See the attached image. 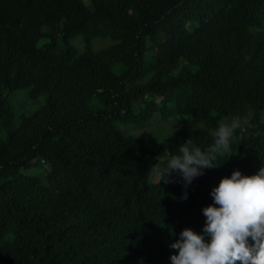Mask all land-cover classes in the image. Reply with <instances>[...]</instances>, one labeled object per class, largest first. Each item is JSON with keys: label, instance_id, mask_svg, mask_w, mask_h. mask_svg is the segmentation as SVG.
<instances>
[{"label": "trees", "instance_id": "trees-1", "mask_svg": "<svg viewBox=\"0 0 264 264\" xmlns=\"http://www.w3.org/2000/svg\"><path fill=\"white\" fill-rule=\"evenodd\" d=\"M19 90L46 101L19 111ZM156 116L198 125L138 131ZM233 116L252 127L186 200L175 172L149 185ZM0 130V264H171L212 189L264 166V0H0ZM39 161L46 180L21 171Z\"/></svg>", "mask_w": 264, "mask_h": 264}, {"label": "clouds", "instance_id": "clouds-1", "mask_svg": "<svg viewBox=\"0 0 264 264\" xmlns=\"http://www.w3.org/2000/svg\"><path fill=\"white\" fill-rule=\"evenodd\" d=\"M248 118L233 116L222 119L210 132L213 142L206 150L191 138L179 146L178 154L156 157L147 173L149 185L171 182L172 173L182 178L184 194L204 169L214 168L218 156H232L237 130L251 128ZM213 203L202 209L206 218L202 234L185 228L179 239L170 244L177 253L171 264H264V166L255 175L235 170L212 189Z\"/></svg>", "mask_w": 264, "mask_h": 264}, {"label": "rangeland", "instance_id": "rangeland-1", "mask_svg": "<svg viewBox=\"0 0 264 264\" xmlns=\"http://www.w3.org/2000/svg\"><path fill=\"white\" fill-rule=\"evenodd\" d=\"M72 45L75 46L79 51L84 50V42L83 36L77 35L71 41ZM113 43L110 39H97L94 41L93 46L95 49L107 47ZM46 101V95H41L37 100L31 99L28 97L27 90H19V94L16 96V100H14L16 107L19 111H27L30 112L41 105H43ZM198 123L189 120H177L172 119L169 121H163L160 116H156L154 121L145 129L142 130H152L160 133L161 135H166L180 127H189V126H197ZM5 130H0V134L5 136ZM49 169L48 164H42L39 161L37 164L31 165L30 167L22 168L21 171L30 175L39 176L41 179L46 180V174Z\"/></svg>", "mask_w": 264, "mask_h": 264}]
</instances>
